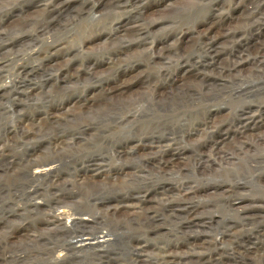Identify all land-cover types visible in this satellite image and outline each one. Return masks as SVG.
Segmentation results:
<instances>
[{
    "label": "rangeland",
    "instance_id": "1",
    "mask_svg": "<svg viewBox=\"0 0 264 264\" xmlns=\"http://www.w3.org/2000/svg\"><path fill=\"white\" fill-rule=\"evenodd\" d=\"M65 1L67 6L50 2L48 11L44 6L24 8L19 17H33L35 23L0 39L11 43L33 36L38 48L47 40L73 51L50 57L47 66L41 59H29L33 52L28 45L0 57V64L7 66L0 74L5 88L0 93V264H153L162 253L184 254L201 243L206 245L201 251L218 248L225 256L248 246L247 257L257 259V251L264 249V144L244 146L248 140L241 132L246 119L260 118L264 111V52L258 56L242 41L264 44V0ZM17 18L0 33L13 28ZM93 18L97 22L91 24ZM52 22L54 27L43 26ZM125 23L129 30L117 31ZM42 29L46 34L38 36ZM233 31L236 39L222 38ZM94 34L102 39L90 42ZM20 64L27 67L21 75L15 71ZM108 80L132 82L123 97L114 99L116 105L97 94ZM93 96L97 100L87 101L85 110L74 106ZM55 105L65 108L59 114L62 122L48 132L84 136L74 149L82 156L79 167L76 161L61 165L57 188L49 179L29 178L26 168L28 158L49 154L48 132L23 139L33 129L29 121L40 117L33 116ZM204 121L208 133L217 134H194ZM248 134L249 140L256 139L264 128ZM212 140H223L221 152L203 147V142L216 143ZM140 142L163 149L157 154L128 152ZM172 148L174 158L163 154ZM93 159L109 173L95 177L96 187L112 184L109 192L100 190L103 197L131 187L149 193L152 201L146 206L154 209L155 219L127 221L111 231L115 236L110 243L82 250L69 244L78 235L74 232L37 233L42 239L30 244L19 242L18 236L5 242L6 233L21 223L19 230L34 231L28 224H41L53 194L78 192L75 185L81 183H75V176ZM133 176L139 178L126 186ZM184 185L207 188L183 200L179 190ZM36 202H41L38 211ZM83 207L93 217H107L105 208ZM137 239L149 242L143 257L133 250ZM59 254L66 259L53 263ZM229 257L232 262L223 264L244 263L237 255Z\"/></svg>",
    "mask_w": 264,
    "mask_h": 264
},
{
    "label": "bare ground",
    "instance_id": "2",
    "mask_svg": "<svg viewBox=\"0 0 264 264\" xmlns=\"http://www.w3.org/2000/svg\"><path fill=\"white\" fill-rule=\"evenodd\" d=\"M53 1L55 2L54 5L62 4V5L67 6V3H66L67 1L63 2L64 0H0V28L4 27L6 24L10 23V20H12V18L19 17V14H17V13L21 12V10H23L24 8L27 9L30 7L35 8V7L44 6L45 10L48 11V6ZM58 3H60V4H58ZM55 10H57V9L54 8L52 11H55ZM18 20H19L18 23H15L12 26L13 28H10L9 30L5 28V30H3V32L0 33V39L4 35L5 36L6 35H14L17 33V31H19V32L25 31L33 23H35V19L33 17H30V16L24 17V18L22 16H20ZM95 22H97L96 19H94V18L91 19V24H93ZM55 24L56 23L52 22V23L44 24L43 26H45V28H51V27H54ZM126 25H127L126 23L123 24L122 26L120 25L118 27L117 31L120 30V32H125V31L129 30V28H127ZM95 26L96 25H94V28H95ZM44 31H45V29H42L41 31H39L38 36L45 35L46 32H44ZM32 37L33 36H30V37L19 36V37H16L14 39V41H12L11 43H0V57L3 54H6L7 51L17 49L22 45H28L29 50H31L33 52L30 55L31 57L30 58L28 57V58L32 59V57H35V58L41 59L40 61H43V64L45 66H47L46 63L48 62L50 57L55 56V55H62L63 52L66 54L73 52L72 50L67 49L66 47H61V48L55 47L53 43H51L47 40L40 42L42 47L38 48L36 46L38 42L33 43V41L37 38H32ZM235 37L237 38V33L234 31L232 33H230V32L226 33L225 32V34L222 35V38L224 40L234 39ZM100 39H102L100 34H94L93 36L88 37V40L90 42L99 41ZM247 39L248 38H246V40L242 41V44L243 43L248 44L250 49H255L257 51L256 53L258 54V56H259V53L262 54L264 52V44L259 45L258 41L247 42L248 41ZM239 40H240V38H239ZM119 54H121V53H119ZM27 56H23V58H27ZM118 57L119 56H117V58ZM108 63H105V64L109 65ZM24 65L25 64L18 65L17 70L15 68V71L19 72L20 75L25 73V71L27 70V67ZM109 67H110V65H109ZM5 68H7V66L0 64V74L1 75L3 74V70ZM41 68L42 67L40 66L39 69H41ZM65 76H64V78L66 79ZM196 76H198V77H195L196 79L201 78V77H199L200 76L199 74H196ZM112 80L114 81V79H112ZM112 80H108L109 85L107 84L108 86L99 90V92L97 94L100 96L101 101L105 100L107 103L110 102V103H114L113 105H116V101L114 99L115 98L119 99V98L123 97L125 95V93H127L129 91L132 82H131V80H127L125 82H120V83L114 84L115 82L113 83ZM4 90H5V88L0 86V93ZM93 97L94 98H90V99L88 98L85 100H81L77 103L75 102L76 104L74 106H76L77 108L82 110L86 107L87 101L90 103V102H93L94 99L97 100L95 98V96H93ZM122 100L124 101V98H122ZM119 105H121V104H119ZM63 110H65V108H63L62 105H55L51 109L47 108V110H45L42 114H36L35 113L36 115H34L33 117H35V118H37L39 116L40 117L37 118L36 120H31V122L29 121V125H31L33 129L27 130V131L25 130L26 132H24L25 134H23L24 135L23 139L31 140V138H35L37 136L43 135L44 132L47 133L49 130H51L55 126H58L62 122L59 114ZM247 117H249V116H247ZM246 120H248L249 123L245 124L241 133H242V135L245 136V139L248 141H244L243 145L244 146H250V145H256L258 143L264 144V134H263V136H259L258 138L252 139V140H249L250 134H248L249 132H253L255 129L264 128V111L261 114L260 118H253V119H246ZM205 121L203 124H201V126H200L201 128H197V130L195 129V131H193V132H196L194 134L200 135V133H202V132H203V134L208 133V130L205 129L208 126L207 123H205ZM43 123H45V124H43ZM212 131H210V129H209L208 134L216 133V132H212ZM190 133H192V132H189L188 136H192V134H190ZM47 134H48V136H47L48 138L46 139V142H47V145L50 146V148H51L49 154L47 153L44 156H38V157L33 158V159L28 158L26 168L28 171L29 178H31L33 180L45 179V178L49 179L53 183V186H56V188H57V186H59V185L55 181V179H61L60 173H57L60 170V166L63 164L70 163L71 161H76L77 163H74V164H76V167L78 166L79 158L82 156L80 155V153L74 154V149L77 148V144L80 141L81 142L84 141V136H81V134L77 135V134H72V133H66V134L64 133V134L59 135V134H50L48 132ZM147 136L148 135H146V138H147ZM141 139L138 138V140L143 141ZM212 141H214L216 143L212 144L213 142H211V141L210 142L209 141L203 142V147L208 146V148L218 149L221 152V148L219 149L218 146L223 144V140H212ZM140 143H142V142H140ZM140 143L136 144L134 147L130 148V150H128V152L132 153L133 155H139L140 153L156 151V154H157L158 148L163 149V146H161L160 144H158L159 146L156 147V146L152 145L153 143H151V144H145L144 142L142 144H140ZM169 144H171V142ZM126 145H128V144H126ZM64 146H65V148H63ZM164 146H166V145H164ZM216 146L218 148H216ZM173 149L174 148L167 149L166 151L163 152V154H169V155L173 156V158H174L175 156L170 154V152H174L176 150V149L175 150H173ZM89 157H91V156L87 157L88 160H89ZM94 157H96V156H92L91 158H94ZM88 160H86V166L84 164L85 167L78 170V171H80L79 175L75 176V183L76 182L81 183L79 185L78 184L75 185L76 188L78 189V192L71 191L68 194H64V193L53 194L51 196V198L48 200V202L45 204L49 213L44 215L45 219L41 220L42 221L40 224L41 226L38 225L39 221L38 222L34 221L33 223L28 224L29 227L34 229V231H31L32 229L31 230L25 229V231H22V230H19L22 223L19 225H16L15 227L12 228V230L10 232L8 231L6 233L5 242L9 243V239L11 237L18 236L17 238H18L19 242L21 241L23 243H29L30 244L31 242H36V240H38V239L39 240L42 239V238L37 239V235H36L37 233H42L41 234L42 236L47 234V233H50L54 236H58L60 234L73 233L74 232L75 234H78V235H76V237L74 236L75 238H72L70 240L69 244L73 246V249H81L82 250V249H86V248H92L95 246L99 247V246L105 245L107 243H110L111 237L115 236L112 234L111 231H113L114 228L119 229L118 227L121 228V227H123V225H127V224H125V223H127V221L137 219L141 223H146L147 221H149L151 219H155L154 209L153 208H147V206H146L147 203L152 201V200H150L152 198H150L148 195L149 193L147 194V193H143L140 191L137 192L135 189H133L131 187L127 191L126 190L124 191L122 189L118 190V193L116 192V194H114V196H112V197L111 196H104L103 197L102 195L104 193H101L100 190H102L104 192H107V190H108V192H109V190H110L109 187L112 184L107 182L106 184L103 183V185L100 187H96L99 184H96L95 183L96 181H94V180L96 179L95 177L103 176V174L105 176L109 173H106L105 170H103L104 169V167L102 166L103 164L100 166H99V164H97L98 160H96V159H93L90 161H88ZM171 161H173V160L171 159L169 161V163ZM169 163H167V165ZM89 173L90 174L93 173L92 179L88 178L87 175ZM115 175H117V173H115L114 176ZM76 177H78V178L80 177L79 182H78V180L76 181V179H77ZM100 178H104V177H100ZM138 178H139V176H136V178H135V176L131 177V179L129 181H127L126 186H128V185L131 186V184L134 181H136V179H138ZM102 181H103V179H102ZM181 187L182 188L179 190V192L181 193L180 196L183 200L191 199L193 195H196V194L200 193L202 190H204V188H207V187H203V188L196 187V188H194V187H190L188 185H186V186L184 185ZM112 188L114 189L113 186H112ZM83 189H86V190H83ZM205 191H208V190H205ZM81 193H85V194H87V196H89L87 198V200L80 197V195H82ZM40 205H41V202L35 203L34 206H36L37 211L40 210ZM84 205L90 206V208L94 207L96 209H100L98 207L105 208L106 212H107V217H105V216L104 217L103 216L93 217L92 215H90V212L86 208L83 207ZM127 212H128V214H127V216H125V218H123L121 216L118 217L119 213L123 214V213H127ZM182 212H184V211H182ZM108 214L114 218L117 217V219H115V220L108 219V217H109ZM243 214L246 217L248 215L247 213H243ZM118 218H123V219H118ZM35 222H37V223H35ZM2 224H3V222H2ZM151 232H155V231H151ZM42 236L39 235V237H42ZM136 241L138 242V244H136L133 247L134 248L133 250H134V252H137V253L140 252V254H138V256L143 257L144 256V255H142L143 250H144V248H146L148 246L149 242L145 241L144 243H142L141 242L142 240L139 241L138 239ZM205 246L206 245L202 244V243L196 244L193 248L192 247H191V249L189 248L190 252H185L184 254H181L179 252L176 254L174 253L172 255V251H171V253H162L160 251L162 254H160L157 258L155 257V263H153V264H223L226 262L231 263L232 258L229 256H232V255H237L240 257V260L244 261V263H240V264H261V263L264 264V249H260L259 251H257V253L259 254L257 259H252V258H248L246 255V253H248L249 250H251V247H248V246H246L244 248H238L237 251L240 250V252L232 251V253H229L228 256L227 255L225 256V254H221L220 252H218L217 251L218 248L210 251V253H209V251H208V253L201 251L202 248H205ZM208 247H209V245H208ZM135 249H137V250H135ZM162 249H164V247ZM205 250H206V248H205ZM65 259L66 258L64 255L59 254L58 256L54 257V259H53V260H57V262H53V263H61V262H64ZM235 261H236V259H235ZM139 262L143 263V262H145V260L141 259V260H139ZM113 264H118V263H113Z\"/></svg>",
    "mask_w": 264,
    "mask_h": 264
}]
</instances>
